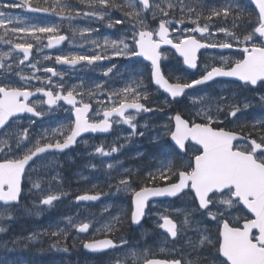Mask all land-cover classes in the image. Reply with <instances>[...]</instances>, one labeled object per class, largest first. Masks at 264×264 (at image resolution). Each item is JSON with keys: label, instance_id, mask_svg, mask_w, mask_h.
Masks as SVG:
<instances>
[{"label": "snow or ice", "instance_id": "1", "mask_svg": "<svg viewBox=\"0 0 264 264\" xmlns=\"http://www.w3.org/2000/svg\"><path fill=\"white\" fill-rule=\"evenodd\" d=\"M194 2L195 0H121L118 3L117 0H78V3H73L71 0H44L41 4L39 0H0V43L10 46L9 51L0 52V77L3 78L0 79V154L3 157L0 158V202L3 208L0 210V219L11 218L8 210L20 200L22 182L26 170H30V162L35 163L37 158H42L45 154L63 152L75 145L85 133H109L114 124L128 126L130 133L126 139L136 135L143 136V131L137 132L136 118L142 112L155 111L141 102L148 100V91L139 79L132 80L121 89L108 92V103L105 104L98 96L103 94L106 82L86 88L81 81L78 85L66 88L64 74L55 67L39 68V61L26 65L32 70L31 75L23 74L24 70L20 66L25 65L32 56L34 43L31 41L41 45L46 36L47 44L42 45V48H53L69 37L57 34L59 28L54 24L41 26L40 22H21L12 10L23 9L28 13L38 14L41 20L55 16L62 21L71 22L81 16L80 5H87L88 11L82 13L87 19L104 21L113 11L122 12L123 18L114 21L109 19L106 26L112 28L124 24L125 36L114 40L105 37L103 44L91 41L95 48L102 49L94 50L91 54L56 55V64L75 68L77 65L94 66L97 62L102 63L114 57L143 58L150 62L148 69L152 83L174 101L178 102V98L189 96L195 108L192 117L185 119L176 114L171 118L174 125H165V134L170 136L178 152L186 154L193 147L188 144L189 141L199 146L195 149L199 154L194 155V164L180 170L169 161L162 164L156 172L148 173L143 183H136L130 170H126L127 175L119 180V185L123 188H118V191L132 193V223L139 224L148 214L146 210L153 198L191 194L203 217L217 221L220 225L215 243L218 264H264V123L260 124V134L256 138H252L251 133L241 135L227 130L221 126L223 121L237 117L241 112L240 106L223 96L210 98L207 95L194 96L188 92L197 86L217 81L218 78H235L242 82L241 86L253 87L260 84L264 87V0H252L258 11L255 21L251 22V30L243 39L234 30L239 28L238 17L243 12L236 0H225L223 6L212 8L206 14L203 8L198 11L193 6ZM230 16L233 17L231 29L217 26V21L227 22ZM149 20L155 27L150 26ZM186 24L192 26L187 27ZM176 25L182 27L177 28ZM85 31L91 33L98 30L89 28ZM173 31H179L181 35L175 39L170 38V32ZM219 33L224 34V39H213ZM83 34L84 32L80 33L81 36ZM17 38L22 42H14ZM241 44L244 45L241 48L243 58L232 64L222 54L219 65L213 63L201 67L199 64L202 49L226 50ZM162 45H170L188 68L200 69L199 77L183 82L176 78L170 81L161 66L162 58H167L161 52ZM14 53L22 56L18 63L13 60ZM44 59L52 57L45 56ZM13 63H16V67H13ZM115 68L116 65L112 64L103 75H115ZM41 71L51 75H36ZM52 77H58L59 82H54ZM33 81H39L40 85H33ZM33 97L36 99H31ZM93 100H96L97 105L94 114L99 117L96 120L89 118V113L94 111ZM61 102L71 106L74 120L68 124L58 123L54 129L50 128L48 131L51 132V137L44 132L39 138L30 136L29 130L36 121L29 119L27 126H23L21 122L26 114L38 118H43L46 114L51 116L63 107ZM261 102H264V97H261ZM248 107V103L243 104L244 109ZM197 119L201 122H196ZM142 127L147 128V125ZM117 151L116 147L109 151L103 146L95 148V154L100 156H110ZM112 167V164H107L108 169ZM157 181L172 182L156 186ZM134 183L135 188L132 187ZM33 187L40 189V183L34 181ZM61 195L48 194L40 203L52 206ZM76 199L96 201L100 199V194L86 193ZM238 205H243L254 216L246 219L242 226H234L225 218ZM183 215L181 227L168 214L159 216L162 223L158 226L175 239L182 229L193 224L191 211H186ZM114 222L118 223L119 218H114ZM69 223L71 224V220ZM90 227H93L90 222L75 225L80 233H87ZM113 230V222L104 224L102 228H94V231L103 235ZM4 231L6 229L0 227V232ZM62 232L63 230L53 232L52 235L57 236ZM196 233L199 236L198 242L189 244L192 252L213 244L205 231L197 228ZM125 243L127 241L121 240L117 244L113 239L104 238L86 241L83 247L93 252H102ZM133 256L136 254L133 253ZM144 264H197V260L187 259L182 253L179 259H144Z\"/></svg>", "mask_w": 264, "mask_h": 264}, {"label": "rangeland", "instance_id": "2", "mask_svg": "<svg viewBox=\"0 0 264 264\" xmlns=\"http://www.w3.org/2000/svg\"><path fill=\"white\" fill-rule=\"evenodd\" d=\"M213 0H195L194 5L197 10L207 11L212 8L223 6L225 0H216L213 7H209ZM239 3L240 8L243 10L241 15H245L249 12L248 4L246 0H236ZM72 2V1H71ZM81 11V9H80ZM88 11V8H85ZM81 11V16L76 20L78 22L68 23L64 22L66 20H55L53 17H45L41 20L38 14H32L24 11L23 9H15L13 12L21 22H40L41 26L45 24H54L59 28V32L64 31L67 34L70 32V42L68 44L66 51H59L55 55L46 51V42L42 41L41 45L34 43V55L30 61H26L25 65H21L23 74L31 75L32 70L27 68L26 65L29 63H35L39 61L37 66L39 68L43 67H55L57 71L62 72L63 82L66 88L70 85H78L83 82V86L90 87L94 86L96 83H104L103 94L98 96V99L103 101L105 104L108 103L107 93L110 89L106 87L107 84L113 85V89H121L130 83L132 80H141L146 86L148 91V100H142L147 106L155 109L153 112L140 113L137 116L138 128L137 132L143 131V136H133L130 139H126L129 136L130 129L127 125H117L114 134L109 137H90L87 136L80 141L78 146L67 154H49L42 158H39L31 167L27 170L25 175V190L23 195L28 197V205L26 203L16 206L15 209L9 208L11 218L0 219V227H4L6 231L0 232V257L2 263L0 264H15L12 255L4 252L8 249V243L23 244L28 249H34L35 252H50L53 253L57 248L61 249L60 255L62 256L63 263H53V264H69L68 259L71 254L65 251L64 247V235L65 228L70 230H75L76 233L73 235L70 243L78 240L82 243L90 238L102 236L101 232L94 231V228H102L104 224L113 222L114 233L117 241H127V244L122 248H118L114 251L103 254V256H97L90 258L93 264H139L141 263V256L147 259L156 257L163 258L166 260L179 259L183 253L187 259H196L197 264H218L216 261V250L215 243L218 234L219 224L217 221H210L203 217L202 213L197 210L196 202L191 194L186 195L182 202L179 204L177 202L162 201L155 203L152 206L148 214V219L145 221L144 225L135 231L132 241L124 239L119 233L128 227L131 222V212L133 211L132 205V193L131 191H123L118 188L121 187L119 180L127 175L126 170H130L131 175L135 179L136 183L145 182V178L148 173L156 172L159 169L158 162L159 159L168 162L169 158L174 161V152L166 151L167 142L169 136L165 134V125L172 127L173 120L171 119L175 111H180L187 118L192 117L195 108L191 102L189 96H185L177 101H171L168 96H165L160 89L150 88L148 83L149 69L148 64H145L141 60L127 59L124 57H114L110 60L107 65H102L99 67L94 66H82L77 70H68L64 67L55 65L52 59L45 60V56L55 57L56 55H61L65 53L70 54H91L94 50L101 51L102 49L95 48V45L91 41H97L103 44V40L107 37L110 40L117 39L118 37H123L126 34L125 25H115L112 28L107 27L109 19H121L119 15L113 11L109 16L105 17L104 21L89 19L87 22L83 21V12ZM75 15V13H73ZM240 16V15H239ZM246 20L251 21V14ZM241 22H244L243 19ZM238 21V24H242ZM203 22V21H202ZM150 26L155 27V24L151 20L148 21ZM217 26L232 28V24L227 25L224 21H217ZM185 26L191 27L192 25L186 24ZM177 28L182 27L181 25H176ZM97 29L98 31H93L91 33L85 31L86 29ZM246 29V28H245ZM239 32V37L243 39L244 35L248 34L245 30ZM75 30V31H74ZM214 31V29H213ZM84 32L81 36L80 33ZM188 33H185L187 35ZM181 34L179 31H173L172 38L175 39ZM23 36V34H21ZM46 38V36H45ZM200 39V36L197 35ZM27 39H30L27 38ZM213 39L223 40L224 34L219 33ZM14 42H22L21 39L17 38ZM42 48V50H41ZM10 46L0 43V52L9 51ZM167 58L163 59V68L165 74L173 80V78L180 79L183 81H190L192 78L187 70L184 69L182 60L176 55L172 49H166L162 52ZM225 56L229 63L232 64L236 60L243 58L242 53H218L213 51H205L202 54V59L200 62L201 67L204 64L220 63V55ZM22 56L13 54V60L18 63V59ZM118 61V62H116ZM12 61H6V63H11ZM16 63H13V67H16ZM112 64L116 65L114 69L115 75L109 74V76H104L103 73L107 67ZM19 71V69H17ZM201 74L200 69L198 73ZM39 76H50L51 74H45L42 71L36 73ZM114 76V77H113ZM111 78H115L112 83ZM1 79H3L1 77ZM54 82H59L58 77H52ZM33 85H40L39 81H33ZM112 86V87H113ZM111 87V88H112ZM112 89V90H113ZM111 90V91H112ZM194 96H205L208 97H220L230 98L238 106L243 107L244 103L251 105L257 98L261 101V97H264V92H257L254 96H250L244 86L240 83L234 82H217L214 84L206 85L191 91ZM103 95V96H102ZM96 103V100H93ZM174 109V110H173ZM255 111V110H254ZM251 111L250 114H252ZM47 115V114H46ZM97 116L93 115L91 120H96ZM32 119L26 117L21 123L23 126H27L28 120ZM35 120V119H32ZM74 120L72 110L64 106L58 109L51 116L47 115L44 121L35 120V125L30 128V136L39 138L42 132L46 133L51 137V132L48 130L50 128H55L58 123L68 124ZM229 120V119H227ZM197 121H201L197 119ZM225 121H223L224 124ZM264 123V121L260 122ZM147 125V128L142 127ZM222 126V125H221ZM87 141L85 144L84 141ZM44 142L43 140L41 141ZM54 142V138H52ZM98 146H103L106 151H109L112 147H116L118 151L110 156H100L95 154V148ZM188 149L186 158L183 160L178 159L176 162H180V166L185 164L186 168H189L193 164V159L195 154H199L195 151L197 146ZM19 151V150H18ZM153 160L151 163L148 162L149 158ZM0 158L2 154H0ZM164 162V163H167ZM172 162V161H171ZM112 164V169L107 168V164ZM174 166L175 163H173ZM94 166V167H93ZM177 167V166H176ZM152 168V169H151ZM175 180V177H173ZM40 183V189L33 187V182ZM172 181L162 182L171 183ZM134 185V186H133ZM133 188L136 187L134 183ZM114 190V193L110 195V191ZM122 189V188H121ZM82 190H87L82 192ZM94 190V193L91 192ZM102 194L104 199L98 204H83L77 201L76 197L84 194ZM48 194H62L58 201H55L52 206L41 205V199ZM131 197V198H130ZM62 209L63 216L58 218L54 214V209ZM107 209V211H105ZM0 210H3L2 204H0ZM186 211H191L193 224L188 228L182 229L180 235L176 240H171L166 234H164L160 229H158V224L162 220L159 219L160 215L168 214L178 223L181 227V223L184 219L183 213ZM242 212L238 206L231 210V214L226 216L237 222L241 216ZM244 214H246L244 212ZM45 215H50V220L42 218ZM114 218H119V222L122 221L123 226L116 229V225L119 223L114 222ZM71 220V224L69 223ZM232 220V219H231ZM65 222V225L62 223ZM80 222H90L93 227H90L87 233H80L76 230L75 225ZM131 225V224H130ZM199 228L210 235L213 241L212 245L200 247L196 252H192L189 247L190 242L195 244L199 240V236L196 233V229ZM63 232L60 235L53 236V232ZM67 236H65V239ZM164 249V251H161ZM16 255H19L18 250H14ZM133 253L136 256H133ZM39 255V253H37ZM25 259V258H24Z\"/></svg>", "mask_w": 264, "mask_h": 264}, {"label": "trees", "instance_id": "3", "mask_svg": "<svg viewBox=\"0 0 264 264\" xmlns=\"http://www.w3.org/2000/svg\"><path fill=\"white\" fill-rule=\"evenodd\" d=\"M75 2L78 3V0H73ZM72 1V2H73ZM39 2L41 4L44 3V0H39ZM117 2H121V0H117ZM248 4V2H246ZM212 7V6H209ZM248 10L249 12L245 15L251 14V21L246 20L248 18V16L245 17V15L243 16H239L238 17V21L240 19H243L244 22H241L242 20H240V22L242 24H239V28L238 29H234L236 31V34L239 36V32L244 31V29H248L251 30V22H254L256 19V12L253 9V7H251L248 4ZM117 13H119L121 16H123V13L120 11H117ZM233 15H236L235 13ZM232 16L229 17V20L226 22L227 25L231 24L232 21ZM123 187H120V189ZM115 190V189H113ZM83 191H87V190H83ZM23 204L26 203V205H28V198L24 197L23 198ZM16 208V207H15ZM13 208V209H15ZM54 214L60 218L59 216H63L64 214L62 213V209L59 208H55L54 209ZM42 218H45L46 220H50V215H45L42 216ZM123 226V224L120 225V227ZM133 229L131 227V225L129 224L128 227H125V229L123 230L122 233H125L127 236L130 235V237H133ZM76 233L75 230H70L69 228H65V235H64V247L66 248V250H68L67 252H69L71 254L68 263L69 264H90V262L83 257L84 253L83 250H76L78 249L79 246H81V243H79L78 240H75L73 243L71 242V239L73 238V235ZM65 236H67V238L65 239ZM9 250L5 251L6 253L10 252V255H12L13 257V261L15 262V264H53V263H63L62 262V256L60 255L61 253V249L57 248L53 253L50 252H35L33 251L34 249H28L24 244L23 247H21L20 244H16V243H9ZM14 250H18L20 252V255L22 254V256L20 255H16ZM36 250V249H35ZM39 253V255L37 254ZM25 259H24V258ZM0 263H2V259L0 257Z\"/></svg>", "mask_w": 264, "mask_h": 264}, {"label": "water", "instance_id": "4", "mask_svg": "<svg viewBox=\"0 0 264 264\" xmlns=\"http://www.w3.org/2000/svg\"><path fill=\"white\" fill-rule=\"evenodd\" d=\"M251 2H252V0H250ZM252 4L254 5V3L252 2ZM255 6V5H254ZM256 8V7H255ZM258 11V10H257ZM59 46V45H58ZM170 45H162L161 46V49L163 48V47H169ZM57 47V46H56ZM202 50H204V49H202ZM201 50V51H202ZM217 50H220V49H217ZM226 50H234V48L233 49H226ZM178 54V53H177ZM179 55V54H178ZM137 58H139V57H137ZM145 60V59H144ZM146 62H149V61H147V60H145ZM150 63V62H149ZM185 67L187 68V69H189V70H192V71H196V70H193V69H190V68H188L186 65H185ZM230 79H235V78H230ZM236 80V79H235ZM155 85V84H154ZM156 86V85H155ZM38 95V94H37ZM32 99V98H31ZM129 111H133V110H129ZM179 114V113H178ZM110 133V132H109ZM85 134H88V133H85ZM84 134V135H85ZM93 134H103V133H93ZM81 137H79L78 138V140L80 139ZM193 142V141H192ZM74 146H76V144L75 145H73L72 147H70V148H68V149H65L63 152H66V151H68V150H70L71 148H73ZM32 162H30V164H31ZM22 191H23V182H22ZM22 191H21V196H22ZM21 196H20V200H21ZM164 198H168V197H158V198H153L152 200H154V199H164ZM102 199V196L100 195V199H98V200H96V201H81V202H99L100 200ZM20 200H19V202L18 203H20ZM151 201V200H150ZM149 201V202H150ZM0 203H2V202H0ZM18 203H15V204H18ZM147 211V210H146ZM146 217V216H145ZM145 217L141 220V222L139 223V224H134L133 223V226L134 227H138V226H140V224L144 221V219H145ZM104 239V238H103ZM111 239V238H110ZM86 251H88V252H91V253H102V252H106V251H109V250H113V249H109V250H105V251H102V252H93V251H90V250H87V249H85ZM158 260H160V259H158Z\"/></svg>", "mask_w": 264, "mask_h": 264}, {"label": "flooded vegetation", "instance_id": "5", "mask_svg": "<svg viewBox=\"0 0 264 264\" xmlns=\"http://www.w3.org/2000/svg\"><path fill=\"white\" fill-rule=\"evenodd\" d=\"M66 34H67V33H66ZM67 35L70 36V35H71L70 32H69V34H67ZM67 47H68V44H65L64 47H63L62 49H60V50H58V51H53L52 53H53V54H56V53L59 52V51H63V52H64V51L67 50ZM65 54H70V53L67 52V53H65ZM109 62H110V60H108L105 64H107V63H109ZM69 70H75V69L72 68V69H69ZM0 79H1V77H0ZM93 115H94V114H93ZM95 118H96V117H95ZM96 119H97V118H96ZM98 119H99V118H98ZM224 123H225V122H224ZM151 169H152V168H151ZM152 172H153V170H152ZM157 183H162V182L157 181ZM116 229H118V228L116 227ZM113 234H114V233H113ZM101 256H103V255H101Z\"/></svg>", "mask_w": 264, "mask_h": 264}, {"label": "bare ground", "instance_id": "6", "mask_svg": "<svg viewBox=\"0 0 264 264\" xmlns=\"http://www.w3.org/2000/svg\"><path fill=\"white\" fill-rule=\"evenodd\" d=\"M71 1H73V0H71ZM90 240V239H89ZM89 240H87V241H89Z\"/></svg>", "mask_w": 264, "mask_h": 264}]
</instances>
